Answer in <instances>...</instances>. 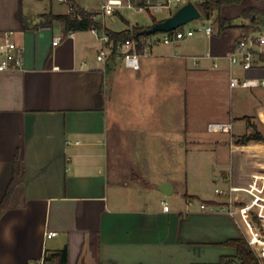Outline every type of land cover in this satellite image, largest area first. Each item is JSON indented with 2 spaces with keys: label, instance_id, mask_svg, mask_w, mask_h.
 Wrapping results in <instances>:
<instances>
[{
  "label": "crops",
  "instance_id": "0c3cea01",
  "mask_svg": "<svg viewBox=\"0 0 264 264\" xmlns=\"http://www.w3.org/2000/svg\"><path fill=\"white\" fill-rule=\"evenodd\" d=\"M72 1L99 12L110 0ZM120 1L123 7L99 19L114 32L150 28L182 7L173 9L182 2L171 0ZM245 3L240 14L225 7L222 17L264 11V1ZM128 5L144 8L150 24H131ZM50 13L67 15L70 5L0 0V61L5 34L24 60L21 70L0 71V205L12 193L0 219V264H57L63 250L68 264H219L236 255L226 242L248 232L254 244L258 232L231 216L216 190L247 183L264 167V150L232 152L230 135L207 130L213 122H233V133L243 135L245 118L264 121V88L230 87L232 76H243L229 60L242 31L215 34L213 16L210 57L196 65L174 54L173 45H160L140 59L139 70L118 58L105 69L97 60L101 33L43 26ZM113 16L124 26L114 28L107 21ZM56 37L62 40L54 46ZM260 67L264 74L262 60ZM191 101L209 112L201 125L190 121ZM184 157L208 162L202 188L189 184ZM165 183L170 195L161 189Z\"/></svg>",
  "mask_w": 264,
  "mask_h": 264
},
{
  "label": "built area",
  "instance_id": "2783aa9c",
  "mask_svg": "<svg viewBox=\"0 0 264 264\" xmlns=\"http://www.w3.org/2000/svg\"><path fill=\"white\" fill-rule=\"evenodd\" d=\"M66 1L68 2V0ZM171 1L184 2V0ZM123 6L124 4L120 0H110L101 5L100 11L96 12V18L103 20L106 16L113 15L117 9ZM128 7L133 8L132 5H128ZM153 8L155 12H161L163 6L157 5ZM143 10L144 8L138 9L140 12ZM71 12L72 9L70 8ZM184 27L168 33H160L159 35H142L138 41L136 39H129L117 45L111 41L106 33H101V49L98 52L97 60L103 64L105 69L109 67L112 60L118 58L123 61L127 68L139 70L141 67L140 59L143 56L151 55L155 47L160 45H175L180 41L195 37L198 33H203L207 37H211L213 33L211 26L203 27L199 30L186 29ZM2 39L0 71L21 70L24 65L23 49L12 40L10 34H5ZM61 40V37H56L53 45L57 46ZM262 54H264V31L243 34L240 37L229 60L232 67L240 68L243 76L231 77L230 87L232 89L264 88V74L260 67ZM207 56L210 57V54H207ZM233 127V122H213L207 126V130L209 133L228 134L231 137ZM245 149L246 147H241L231 142L232 152L245 151ZM216 193L226 198L227 203L224 209L231 216L240 218L247 226L251 225L258 232L259 237L264 240V167H261L258 172L252 174L247 183L242 185L234 183L227 190L217 189ZM201 208L206 209L207 206L202 205ZM169 210L170 206L165 203L164 211L168 212ZM255 218L258 219V222L255 221ZM48 236H56V233L51 232ZM247 237L260 264H264V246H255L251 242L248 232Z\"/></svg>",
  "mask_w": 264,
  "mask_h": 264
},
{
  "label": "trees",
  "instance_id": "16d2710c",
  "mask_svg": "<svg viewBox=\"0 0 264 264\" xmlns=\"http://www.w3.org/2000/svg\"><path fill=\"white\" fill-rule=\"evenodd\" d=\"M264 1V0H256ZM244 0H202L199 4V10L207 19H210L216 15V21L218 22L220 32L233 28L237 25L232 24V20H227L222 17L223 9L227 6L242 5ZM72 12L67 15H54L52 13L42 16L44 19L43 26H52L55 22L60 23L64 27L65 33H72L77 31L95 30L99 33H106L111 41L115 45L123 43L129 39H136L137 41L142 36L141 32L145 30L142 27H135L132 30H125L122 32H114L105 28L102 21L96 18V12H88L85 9L79 7L72 0H68ZM264 16V11L257 8H247L243 10L240 17L242 20L248 21L249 24L238 25L245 30L244 34H251L254 32H260L264 29V23L258 20L256 17ZM157 23L156 20H154ZM146 36V35H144ZM261 60L264 61V54L261 55ZM254 132L249 136L237 141L238 145H248L251 141L264 142V136L256 130L255 126L250 125ZM10 190L5 194L3 201L0 205V219L8 209L9 200L11 197ZM258 222V219L255 218ZM226 246L232 247L236 250V255L232 258H222L219 264H260V261L248 242L246 237L240 239H233L225 243ZM57 258V264H68L67 252L61 251L55 255Z\"/></svg>",
  "mask_w": 264,
  "mask_h": 264
},
{
  "label": "rangeland",
  "instance_id": "374dc122",
  "mask_svg": "<svg viewBox=\"0 0 264 264\" xmlns=\"http://www.w3.org/2000/svg\"><path fill=\"white\" fill-rule=\"evenodd\" d=\"M246 1H254V0H246ZM188 2L195 3L197 5V7L199 8L198 2H202V0H184V2H182V3H173L172 8L175 9L176 7L181 6V5L183 6L184 4H186ZM133 6H134V9L126 10L124 12L126 19L128 21H130L131 24H134V25L139 24V25L143 26L146 24H150L151 19H152L150 14L147 13V11L146 12H142V11L140 12V11H138V8L136 5H133ZM245 6H246V3L242 4L240 6L239 5H232L231 7H232L234 13L238 11L237 14H240L239 10L241 8L243 9ZM237 16H239V15H237ZM156 17L161 18V17H163V15H156ZM235 20H236V23H235ZM107 21L110 24H111V21H114V24H115V25H113V26H115L114 28H119V27L124 26V23L122 22V20L119 16H113L111 18H107ZM242 22H243V20L241 17H236V19H234V20L232 19L233 25H236L237 23L242 24ZM210 25H211V23L203 15V17L201 19L187 24L184 28L199 30L203 27L206 28ZM212 25L216 29L215 34L218 33L219 26H218V22L216 21V15H214V17H213ZM234 28L240 29L243 34L245 33V30L240 28L238 25L233 27V28H228V29H234ZM159 34L160 33H158L157 35H159ZM240 37H239V39H240ZM208 42H209V38L205 34L198 33V34H196V36L194 38L180 41L178 44L170 46V48L174 54L176 53L178 55L186 56V58L189 61L193 62L196 65V63L201 62L202 59H200V58L203 56H206L207 53L209 52V43ZM191 103L192 104H191V111H190V113H191L190 121L195 126L198 124L201 125L202 121L205 120V118H207L209 112H208L207 108L204 109V108L199 107L197 105V102L195 105H194V102L191 101ZM244 120H245V124L247 126V131L243 135H236L233 133L231 137L230 136L226 137L228 143L231 144V142H233L234 144H237V141H239V140L243 139L244 137L252 134L254 132V130H253V128H251L250 125L255 126L256 130L264 136V129L261 127L262 123H264L262 118L247 117ZM243 126H244L243 123H241V122L238 123L236 126V131H241L243 129L242 128ZM239 146L246 147L245 151H247V149L248 150H253V149L264 150V142L251 141L250 143H248V145H245V146L239 145ZM191 159L192 158H190V157H184V159H183L184 173H186L188 175L189 184L191 186L194 184V186L196 188H202L203 183H204V181H203L204 177L206 178V176L208 174V170H207L208 162L202 161L201 163H193L191 161ZM255 159H257V158H255ZM179 168L180 167L177 168L176 174L178 175V177L180 176L179 179H181L182 178V176H181L182 171H180ZM184 173H182V174H184ZM193 177H194V180H193ZM219 186L222 187L223 185L220 184V182H219ZM206 187H208V186H206ZM247 240H248V237H247Z\"/></svg>",
  "mask_w": 264,
  "mask_h": 264
},
{
  "label": "water",
  "instance_id": "95a60500",
  "mask_svg": "<svg viewBox=\"0 0 264 264\" xmlns=\"http://www.w3.org/2000/svg\"><path fill=\"white\" fill-rule=\"evenodd\" d=\"M201 18H202V13L200 12V10L192 2H189L183 5L171 17L167 18L164 21L158 22L152 27L142 31L141 35L152 36L158 33H168L171 31H175L179 28H182L187 24L199 20ZM256 18L264 23V16H258ZM109 65L113 66V63H110ZM161 189L165 195L171 194V185L169 183H165L161 187ZM168 189H170V191ZM235 264H239V263L236 262Z\"/></svg>",
  "mask_w": 264,
  "mask_h": 264
},
{
  "label": "bare ground",
  "instance_id": "6f19581e",
  "mask_svg": "<svg viewBox=\"0 0 264 264\" xmlns=\"http://www.w3.org/2000/svg\"><path fill=\"white\" fill-rule=\"evenodd\" d=\"M253 242L255 246H264V240L261 239L258 234L256 237L253 238Z\"/></svg>",
  "mask_w": 264,
  "mask_h": 264
}]
</instances>
